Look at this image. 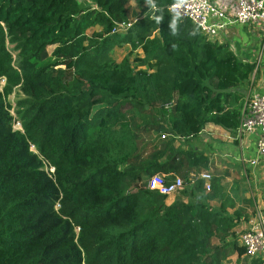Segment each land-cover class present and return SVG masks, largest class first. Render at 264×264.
Returning a JSON list of instances; mask_svg holds the SVG:
<instances>
[{
    "label": "trees",
    "instance_id": "1",
    "mask_svg": "<svg viewBox=\"0 0 264 264\" xmlns=\"http://www.w3.org/2000/svg\"><path fill=\"white\" fill-rule=\"evenodd\" d=\"M179 1L0 0V264L245 254L226 239L227 199L200 179L188 185L190 171L208 169L188 142L207 124L237 129V91L256 67L171 14ZM157 176L188 186L168 205L147 185Z\"/></svg>",
    "mask_w": 264,
    "mask_h": 264
},
{
    "label": "crops",
    "instance_id": "2",
    "mask_svg": "<svg viewBox=\"0 0 264 264\" xmlns=\"http://www.w3.org/2000/svg\"><path fill=\"white\" fill-rule=\"evenodd\" d=\"M210 2L226 15H232L236 11L235 0H210ZM216 41L229 45L231 51L242 62L252 63L256 67L251 83L237 91L241 97L240 104L242 102L243 112L251 95L262 93L261 83L264 79L263 26L259 23L234 24L222 30ZM258 138V131L239 137L236 131L207 124L197 136L188 142L189 146L208 159L206 172H202V170L190 171L188 179L193 176L198 177L201 173L210 174L211 187L214 185L221 192L222 196L220 197L227 199L225 215L230 219L233 228L228 230L226 239L231 240V232L234 233L240 247H242L240 244L241 235L249 230L258 218L264 220V157L257 152ZM253 162L254 164H252ZM162 178L168 180L170 177ZM203 184H205L204 181ZM188 185L192 186L193 183H188ZM176 196L166 198V200L168 199L167 204L173 203ZM183 200L187 201L186 198ZM220 203L221 200L218 198L210 205L215 208ZM224 264H264V251L254 257L233 252Z\"/></svg>",
    "mask_w": 264,
    "mask_h": 264
},
{
    "label": "built area",
    "instance_id": "3",
    "mask_svg": "<svg viewBox=\"0 0 264 264\" xmlns=\"http://www.w3.org/2000/svg\"><path fill=\"white\" fill-rule=\"evenodd\" d=\"M235 1L236 11L232 15H226L221 10L216 9L210 0H180L170 6L169 12L182 19H189L200 29L203 35L212 41L217 40L218 34L222 30L234 24L259 23L264 29V0ZM129 26V24L120 26L116 33L129 28ZM261 87L262 93L252 94L247 101L240 123L235 131L239 137L258 131L257 152L264 157V79ZM197 179L205 182L204 189L206 191L210 190L211 176L209 173H201L198 177L193 176L187 181L193 183ZM147 185L150 189H156L160 195L168 198L184 189L186 182L180 177L165 180L161 176H157L150 179ZM240 244L248 257H254L264 251V220L262 218H258L256 223L241 235Z\"/></svg>",
    "mask_w": 264,
    "mask_h": 264
},
{
    "label": "rangeland",
    "instance_id": "4",
    "mask_svg": "<svg viewBox=\"0 0 264 264\" xmlns=\"http://www.w3.org/2000/svg\"><path fill=\"white\" fill-rule=\"evenodd\" d=\"M79 3H80V5L82 6V7H87L88 6V4H89V0H77ZM132 7H133V5H130V7H129V9H132ZM123 30H125V29H123ZM122 30V31H123ZM124 49H122V48H119V47H117V46H115L114 48H113V50L112 51H115V53H116V56L118 57V58H123V56L125 55V52L123 51ZM138 53V52H137ZM140 53V52H139ZM115 56V57H116ZM3 84H4V82H3V80L0 82V85L1 86H3ZM19 98V95H17V93H13L12 95H10L9 97H7V104L10 106V115L12 116V118H13V122H12V127H13V129L16 131V130H18V131H21L22 130V128H21V124H20V122L18 121V119H17V117H16V115H15V104H16V100ZM32 150H34V148L32 147ZM46 170L47 171H49V172H53V169L52 168H50V167H48V166H46ZM171 179V178H170ZM185 188V187H184ZM183 191V189L179 192V193H177L178 194V196L181 194V192ZM176 194V195H177ZM176 195H174V196H176ZM167 201H168V199L166 200V203H167Z\"/></svg>",
    "mask_w": 264,
    "mask_h": 264
}]
</instances>
